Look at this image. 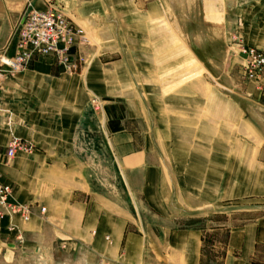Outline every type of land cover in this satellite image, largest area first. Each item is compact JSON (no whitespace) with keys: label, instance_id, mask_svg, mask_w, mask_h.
I'll return each mask as SVG.
<instances>
[{"label":"crops","instance_id":"obj_1","mask_svg":"<svg viewBox=\"0 0 264 264\" xmlns=\"http://www.w3.org/2000/svg\"><path fill=\"white\" fill-rule=\"evenodd\" d=\"M50 8L78 32L80 68L37 56L0 77V184L31 208H0V256L264 264V95L240 55L264 50V0H0V54L26 10ZM14 140L31 150L6 162ZM232 206L259 214L214 222Z\"/></svg>","mask_w":264,"mask_h":264},{"label":"built area","instance_id":"obj_2","mask_svg":"<svg viewBox=\"0 0 264 264\" xmlns=\"http://www.w3.org/2000/svg\"><path fill=\"white\" fill-rule=\"evenodd\" d=\"M77 33L68 18L57 10L51 8L47 11L26 10L12 31L10 43L15 44L14 55L8 56L5 52L0 54V77H12L25 70L37 56L52 59L69 73L77 72L80 63L72 60L71 53L76 45ZM240 55L244 60L245 81L257 83L264 95V86L261 84L264 80V50L242 47ZM91 105L96 112L101 110V102L97 98L92 99ZM30 150L28 144L14 140L7 148L6 162L11 161L17 151ZM10 193L9 186L0 184V208L8 213L20 214L24 221H28L31 208L8 204Z\"/></svg>","mask_w":264,"mask_h":264},{"label":"rangeland","instance_id":"obj_3","mask_svg":"<svg viewBox=\"0 0 264 264\" xmlns=\"http://www.w3.org/2000/svg\"><path fill=\"white\" fill-rule=\"evenodd\" d=\"M206 68V67H205ZM204 68V79L206 82L209 83V85L212 87H217L223 92L226 96H232V94L228 91V85L221 80L220 87L216 84V81H214L211 77V66L210 64L205 69ZM243 71V67H242ZM242 80L245 81L244 75H242ZM233 97V96H232ZM93 108V107H92ZM86 148L87 150L95 153L98 152L99 146L96 142L93 143V141H87L86 142ZM98 171H100V167H98ZM103 179H106L108 184H112L113 181V175L110 169L102 170ZM246 208V207H244ZM219 214H217V219L214 220V222H219L221 224L225 225H235L240 224L242 222L248 221L252 218H254L259 213L257 212H244L243 207L240 206H232L228 209L217 211ZM217 224V223H215ZM212 226V224H210ZM83 258L79 254L71 255L70 257H67L63 254H57L55 256L53 255H36L35 253L25 255L22 257H17L15 259H10L9 257L0 256V264H78V259Z\"/></svg>","mask_w":264,"mask_h":264}]
</instances>
